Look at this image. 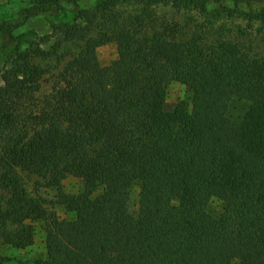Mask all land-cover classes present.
<instances>
[{
  "label": "trees",
  "instance_id": "obj_1",
  "mask_svg": "<svg viewBox=\"0 0 264 264\" xmlns=\"http://www.w3.org/2000/svg\"><path fill=\"white\" fill-rule=\"evenodd\" d=\"M81 1L32 0L0 22L10 46L0 85V246L30 248L40 224L46 256L33 264H264V55L223 37L185 39L152 13L247 6L264 32V0ZM123 6L139 12L124 15ZM66 13L72 21L53 25V42L14 35L33 17ZM69 44L79 51L58 56ZM108 44L125 54L102 66L97 50ZM52 59L59 71L42 95L40 62ZM172 83L192 96L168 110ZM234 98L250 104L238 121L225 117ZM20 173L38 179L36 193ZM70 179L76 192L65 189ZM212 199L223 205L217 218L207 212Z\"/></svg>",
  "mask_w": 264,
  "mask_h": 264
},
{
  "label": "rangeland",
  "instance_id": "obj_2",
  "mask_svg": "<svg viewBox=\"0 0 264 264\" xmlns=\"http://www.w3.org/2000/svg\"><path fill=\"white\" fill-rule=\"evenodd\" d=\"M32 0H0V22L2 21H15L17 13L24 7L29 5ZM94 4L93 0H82L80 6L86 8ZM221 6L228 7L231 10L234 8L229 3L222 5H214L209 3L207 10L203 13L195 11H180L176 12L169 6H156L152 8L153 17L158 22H168L176 24L178 30H181L183 38H191L200 36L206 42H214L218 37L236 40L243 45L245 51L252 55H264V32L259 31L257 23L250 22L246 13L248 12L247 6H240L236 9L235 13H230L223 9ZM253 9H257L258 5L253 4ZM120 11L124 14H132L139 12L138 7L123 6ZM71 13L51 15H39L33 17L25 23L24 26L16 29L14 35L24 36L26 42H34L36 38L44 36L51 37V42L57 39L56 33L53 31V25L62 22L72 21ZM34 35V36H33ZM79 45H66L58 53V56H63L68 59L69 56L76 54L79 51ZM10 46L6 37H0V85H1V72L7 65ZM125 54V48L122 45L108 44L97 50L98 61L102 66H108L112 61L122 58ZM35 62H38L37 60ZM41 65L47 70V74L41 81V94L46 95L51 90V84L59 71V63L52 59L49 63L40 62ZM192 93L187 88L178 83H172L167 88L166 104L168 110L175 109L180 103H190ZM250 104L246 101L234 98L228 107L226 118L231 120H241L249 109ZM216 117V120H219ZM24 184L27 189L32 193H36L38 187L35 184L38 179L29 176L25 173H20ZM79 188V183L73 179L65 182L66 191L76 192ZM99 192V190H97ZM139 189L134 186L131 189V200L129 210L134 215L137 211ZM40 194L45 198H52V193L41 190ZM57 213L62 214L61 210L57 209ZM207 212L212 217H219L223 212V205L220 201L212 199L208 206ZM0 256L6 258L3 264H33L36 260L45 259V245L43 239V232L41 225H35V237L33 245L26 250H15L11 247L0 246Z\"/></svg>",
  "mask_w": 264,
  "mask_h": 264
}]
</instances>
